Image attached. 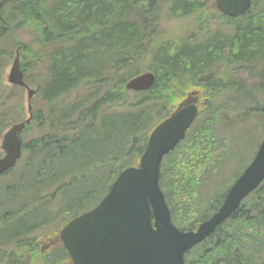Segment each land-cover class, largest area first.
<instances>
[{
  "label": "trees",
  "instance_id": "16d2710c",
  "mask_svg": "<svg viewBox=\"0 0 264 264\" xmlns=\"http://www.w3.org/2000/svg\"><path fill=\"white\" fill-rule=\"evenodd\" d=\"M216 12L213 0L3 2L0 39L6 36L12 48L0 47V65L13 57L19 45L24 79L36 86L35 96L41 104L32 98V119L23 129L21 157L10 172L0 176V262L29 264L37 259L41 264H70L61 245L49 253L40 251L41 259L34 256L39 248L37 231L50 225L58 229L93 207L89 200L98 192L100 178L103 186L111 185L119 170L136 164L150 128L190 90L197 91L201 101L207 99L199 116L208 104L213 109L200 128L196 118L184 141L165 156L159 182L181 229L195 228L218 207L234 179L226 181L220 171L236 137L230 133L229 144L225 138L226 142L218 140L215 130L244 121L251 113L263 119L264 101L236 86L238 80L232 75L211 79L209 71L236 65L249 68L261 58L264 0L257 8L252 0L251 8L239 17L220 16L222 22L215 29L230 23L229 37L215 33L195 41L200 31H209ZM189 15L196 23L189 40L169 39L161 20ZM237 20L240 25H235ZM18 29L31 32L35 48L17 39L13 31ZM145 55L151 62L140 65ZM41 64L46 72L32 73ZM145 69L155 73L154 85L130 95L125 81ZM163 84L165 88H160ZM18 91L23 89L17 85H4L0 90V133L22 119V103L9 102ZM225 91L230 93L222 103L212 104ZM118 106L126 108L114 111ZM230 111L237 115L229 117ZM100 125L107 136L92 137L80 146V133ZM35 130L42 133L31 137ZM208 144L210 148L216 144L222 155L211 158L214 151H205ZM185 264H264V180L185 255Z\"/></svg>",
  "mask_w": 264,
  "mask_h": 264
},
{
  "label": "water",
  "instance_id": "95a60500",
  "mask_svg": "<svg viewBox=\"0 0 264 264\" xmlns=\"http://www.w3.org/2000/svg\"><path fill=\"white\" fill-rule=\"evenodd\" d=\"M251 0H215L216 8L228 16L245 12ZM2 1L0 2V6ZM152 72L138 74L125 83L126 89L143 90L154 83ZM7 81L27 90L28 117L14 123L3 134L0 148V174L20 155L17 136L31 119L30 98L34 89L23 80L19 53L7 74ZM197 114L192 102L186 103L152 130L138 166L123 169L108 193L91 210L69 220L59 231L71 264H184V254L206 238L264 178V139L241 175L229 188L222 204L193 230L183 231L171 222L169 210L158 185L159 165Z\"/></svg>",
  "mask_w": 264,
  "mask_h": 264
},
{
  "label": "rangeland",
  "instance_id": "374dc122",
  "mask_svg": "<svg viewBox=\"0 0 264 264\" xmlns=\"http://www.w3.org/2000/svg\"><path fill=\"white\" fill-rule=\"evenodd\" d=\"M261 0H255L256 3V8L258 6V4H260ZM7 14V13H6ZM217 14V12H216ZM218 22H222L221 18L219 16V14L217 15V19L213 20L210 25H209V31L202 33L200 31V33L196 36V38H194L195 41H203L205 36H213L215 33V35L218 36H223V37H229L231 35V29L228 27V25L230 23H228V25H220L219 28L215 29ZM227 22V21H225ZM162 24V25H161ZM193 24H196L194 21L193 16H187V17H180V18H166L161 20L160 25L163 27L166 36L169 39H173V38H183L186 40H189V36L192 34V32L194 30H192V26ZM233 24V21L232 23ZM241 21H236L235 25H240ZM200 28V27H198ZM188 29H190V31H187ZM205 30V28L203 29V31ZM13 33L16 35L17 39L22 42V43H28L31 44L33 48H35V43H34V37L31 35V32L27 29H18L13 31ZM0 47L1 48H7V49H11L12 45L11 43L8 41V39L5 37H3L2 39H0ZM146 56V57H145ZM143 58V56L140 58V65H142L143 63L145 65L149 64L151 62V58L149 55H145ZM168 60V59H167ZM12 62V57L11 59H9L7 61V63L5 65H0V90H3V86L7 85L6 83V75L8 73L9 70V66ZM143 62V63H142ZM223 71V74H222ZM221 69L219 71L217 70H213L211 69L209 71V77L212 78H218L220 77L218 74L220 75H232L235 79H237V83L235 84L238 87H241V90L244 89L246 91H252V94L254 95V97L257 99V101L259 102H263L264 101V49L262 50V54H261V58L259 60H253L251 62V67H247L245 65H236V66H231L228 69L222 70ZM41 73V75L43 73L46 72L45 66L44 65H39L37 66L35 69L32 70V73ZM206 79H208L206 77ZM166 80V77H165ZM94 81V80H93ZM39 84H42V82H40ZM32 85V84H31ZM33 86V85H32ZM160 88H165V84H163L162 86H160ZM153 92L149 93L148 95L150 96ZM230 92L229 91H225L222 92L220 95H217L213 100H212V104H216L218 101L222 103V99L226 98L228 96ZM130 94V93H129ZM165 94V93H164ZM131 95V94H130ZM167 95V94H165ZM36 97V105H40L41 101L39 96H34V98ZM20 101L22 103L23 107V115H20V117H25L26 114V91H18L15 93V96H13L9 102H15V101ZM257 105H259L257 103ZM245 106H250V103L247 102L245 104ZM125 107L121 106V107H114L113 110L114 111H119L120 109H125ZM213 109V105L208 104L207 108L204 109L202 111V114L199 116L198 118V124H199V128L201 127V123L203 121V119L205 118V116L208 114L209 111H212ZM234 114L237 115V112H233L230 111L227 115L229 117H232ZM236 119V118H235ZM101 126V131L99 130H94L91 131L86 137L85 139L80 141V145L82 146L83 144H86L88 142H90L92 137H106L107 135L105 134V130H103L102 128L104 127V125H100ZM105 129V128H104ZM115 130V128H114ZM111 129H108V135H110ZM224 131L226 133H224ZM42 133V131H38L35 130L33 132V134L31 135V137L34 136H39ZM83 133V131L80 133V135ZM233 137H236L237 141H234L233 144H235L236 142L238 144H236V147L233 149H230L228 151V170H227V176L228 178L226 179V181L228 179L235 178L236 175L240 172V170L245 166V164H247L249 162V160L251 159L252 155L254 154L259 142L261 141V139L264 137V118L263 119H257V115H252V113L250 115H248L246 118L244 117V121L242 122H232V124L230 123V127H225L223 128L221 127H217V129L215 130V134L214 136L216 138H218V140L220 138L223 139L224 142V136L229 140L228 137H231V134ZM1 135V134H0ZM79 135V136H80ZM79 138V137H78ZM83 143V144H82ZM229 144L230 141H228ZM232 146V145H231ZM60 150L65 152V149L63 147V144H61V147H59ZM205 151L206 152H210V151H214V154L211 155V158H215L217 157L219 154H221L220 149H218L216 147V144L210 148V145H206L205 146ZM180 152V150H179ZM1 154V151H0ZM222 155V154H221ZM186 180V178H184V181ZM110 186V183H107L103 186V178H100V187L98 192H95L94 195H91L90 200H89V204L90 205H94L96 203L99 202V200L103 197V195H105V193L107 192L108 188ZM93 186L91 187L92 191L91 193L93 194ZM100 194V195H99ZM195 209V207L193 208ZM180 219V218H179ZM56 231V227L55 225H53L50 228H47L45 230H40L38 231V241H44L45 237L50 234L52 231ZM7 259H3L0 264H9V262L6 261ZM6 261V262H5ZM29 264H41L39 260H37V262H33Z\"/></svg>",
  "mask_w": 264,
  "mask_h": 264
},
{
  "label": "flooded vegetation",
  "instance_id": "af4514ba",
  "mask_svg": "<svg viewBox=\"0 0 264 264\" xmlns=\"http://www.w3.org/2000/svg\"><path fill=\"white\" fill-rule=\"evenodd\" d=\"M95 129H96V128H94V129H90V130H88V129L84 130L83 133H82V134L79 136V138H78V140H79V145H80V141L83 140V139H85V137L88 135V133H90L91 131H94ZM96 130H98V128H97ZM88 143H89V142H88ZM88 143H86V144H84V145H87ZM80 146H81V145H80ZM50 242L52 243V241H50ZM50 242H49V241L44 242L43 247H44V248L48 247V245H49Z\"/></svg>",
  "mask_w": 264,
  "mask_h": 264
},
{
  "label": "bare ground",
  "instance_id": "6f19581e",
  "mask_svg": "<svg viewBox=\"0 0 264 264\" xmlns=\"http://www.w3.org/2000/svg\"><path fill=\"white\" fill-rule=\"evenodd\" d=\"M98 128H100V126Z\"/></svg>",
  "mask_w": 264,
  "mask_h": 264
}]
</instances>
